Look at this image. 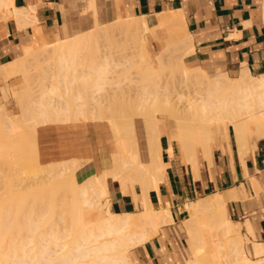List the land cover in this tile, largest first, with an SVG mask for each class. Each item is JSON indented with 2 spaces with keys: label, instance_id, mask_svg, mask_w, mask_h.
Wrapping results in <instances>:
<instances>
[{
  "label": "bare ground",
  "instance_id": "6f19581e",
  "mask_svg": "<svg viewBox=\"0 0 264 264\" xmlns=\"http://www.w3.org/2000/svg\"><path fill=\"white\" fill-rule=\"evenodd\" d=\"M88 1L91 9H93L95 15H97L94 5L96 4L95 0ZM34 13L35 9L33 7L17 8L15 6V0H0V25H4L8 23V21L13 20L16 22L19 29H24L26 26L36 22V17L33 15ZM179 14L165 13L157 17L158 24L155 29H168L170 37L166 49L157 55V68L153 67L154 65H152L145 48L146 35L155 30L154 28H149L146 18L119 19L109 26H102L99 24L96 16L95 27L97 29L103 28L105 32H101V29H96V31L91 30L87 33H77L76 36L64 41H57L52 45H47L42 41L43 51L49 52V55L46 53V57L49 58V60L47 61L45 56L44 59L41 58V55L40 59L42 60L40 61L43 62H40V64H46L45 61H47V65L51 66L50 59L52 57L50 58V56H58V62H53V60L51 62L53 63L52 65H55L56 68H58L57 70H59V73H56L58 74L59 83L55 84H60L59 86L64 88L61 96L58 93L61 87L59 89L57 86H52L56 89L58 88V92L55 90L58 96L55 91H53L55 88L50 90L49 88L51 87H48L49 90L45 88L46 91L42 92V99L39 102L34 103L32 98L31 101L28 100V98L31 97L28 96L30 95L28 93L31 84L29 81V79L31 80L30 70L31 68H34V70L41 69V65L35 64L36 67L38 65V68H36L32 67L31 63L30 65L28 64L32 52L29 47L24 48V55L22 58L0 67V75L4 77L6 82L10 79L15 80L17 77H21L25 84V88H21L22 85L20 84L13 88L7 86L4 89L6 98L8 93L10 95V92H8L9 90L12 91L14 97H18V100L22 104L20 106H22L23 110L20 118H13L5 107L0 105V121H4L2 123L0 122V124H3L5 128L7 127L6 130L9 129L11 133L22 132V130H24L22 126L23 122H32L34 134H36V130L40 124H46L48 122L50 116L48 112L51 109L54 112L53 114L58 118H62V123H70L72 121L100 122V120L106 119L105 117L107 116H92L91 113L89 114L90 117L87 115V112L88 110L91 112L95 109L94 104L96 102L94 103V99L99 100V96L103 94V90L108 86L113 89L123 90L124 87H126L127 81V86H136L133 87V89H139L136 92L138 96L134 99H129L133 104L131 105L129 102L131 107L136 106L135 114L131 112V108H129L130 105L127 104L129 107L126 106L124 110L130 113L128 116H126L127 113H123L124 115L121 119L123 118L124 123L116 121L114 118L115 115H112L114 117L107 118L110 120V126L117 140V151L112 155L111 167L101 174L90 175V178L81 182L77 175L79 163L74 160L64 161L62 162L61 170L57 172L50 173L46 170H38L39 173H36L35 179L39 182L32 184V187H37L42 184H46V186L34 187L35 189H32V187H30L31 185L29 186V182H27L28 184L25 182L26 186L25 184L24 186H20L23 182L20 184L18 183L16 179L18 176L16 177V175L20 176L21 171L15 175V173L9 172V174L8 172L0 170V264H34L32 260L36 257H38L36 264H130L127 254L128 244H131L132 241H137V243L134 242L135 245H137L148 240L146 237L147 232L145 235V231L144 233L142 232L143 229L141 230L142 234L140 232V227L137 228L139 226V221L148 225L173 223L172 212L169 207L157 209L152 206L148 200V191L150 187L157 188V185H159L158 182L164 180L163 177L165 176L163 175L165 166L160 158V152H162L160 151V132L158 127V118L160 114L172 118L175 117L177 120L184 161L193 164L194 168L198 162L197 153L199 145L208 160L211 152V143L214 137L221 134H226L228 136L229 126L234 128L235 137H237L242 149L245 148L244 141L249 138V136L251 137L253 134L257 136L264 135V76L254 77L248 72H242L238 78L231 79L226 74L220 73L215 76H209L207 72L199 68H189L184 63L182 56L192 53L193 47L189 36L179 32L178 28H181L183 31L185 30L184 21ZM117 32L118 34L120 33V35L126 34V37H129H127L129 42L125 40L127 43L125 44L126 50L121 48L124 47V45L121 44L122 42H118L121 44L120 46L117 41H115V38L112 41L110 40L113 38V33L117 34ZM2 33L3 32H1V34ZM100 39H106V45H102ZM129 39H131L132 42ZM90 45L93 46L90 47ZM87 46L91 49L93 48L91 53L89 51L92 58L89 63L86 58L85 60L87 62H82V65L79 63L83 71L78 72L75 70L77 64L73 63V61L79 56L82 57L83 54L87 55L88 50H90ZM84 47H87L86 49L88 50H85ZM118 47L122 50L120 51ZM126 51L132 53L133 57H131V55L129 56L131 58L123 56L126 55ZM121 52L123 53L121 54ZM176 52L178 54L180 53L179 55L181 57H177L176 55L178 54H176L175 57L174 54ZM117 55H119V57ZM122 56L124 59L121 58ZM89 59L88 57V60ZM34 62L38 63V58L37 62L36 60H34ZM175 63L178 65L177 67ZM43 64L42 67H44ZM57 65L60 66L57 67ZM127 66L131 69H136L137 74L133 75L132 72L125 74L124 72V77H122L124 74L122 76L113 74L114 72L119 73L121 68L127 69ZM73 67L74 69H72ZM173 67H175L174 70L177 71L176 73L180 74V81L184 83L185 86L188 87L193 83L204 86L206 90L203 93L193 96L186 102H183L181 99L183 95L179 90L177 92L180 93H176V95H180L178 96V100L175 98V92L168 91L167 93H162L160 90V83H162L161 81L165 77V72L170 68L173 69ZM120 71L123 72L122 70ZM179 71L181 73H179ZM130 74L133 75L132 79V75ZM54 77L56 78V75ZM72 86L74 88H72ZM80 86L88 87L92 90L89 91L90 93L92 92L93 95L88 93L90 96H86L88 101L86 98V101H83L84 99L80 97L81 94L79 95V93L75 91V88H80ZM18 87H20L21 90H19ZM70 92L74 94L72 96L73 98L70 96L72 100L68 98ZM116 93L117 95L119 94L118 92ZM63 96L65 97L63 98ZM102 96L104 97L105 95ZM173 98H175V100ZM89 100L92 103H90ZM54 102L56 106L53 108L50 107L49 105ZM102 102L103 101H101V104H97L100 106ZM178 103H184L186 108L183 112L184 114L178 111ZM173 108H175V110ZM127 109L128 111H126ZM132 109L134 112V108ZM92 112L94 113V111ZM134 117L140 118L146 127L148 163H143L140 160L136 120H134ZM9 130H7L8 134ZM3 137L5 136L3 135L2 139L0 138V157L2 158L3 156L6 158L3 159L8 163L10 150H8L9 152L6 150L7 157H5L4 154H6V152L4 151L9 147L11 149V144H9L11 141L9 142L8 139L9 146L6 147L5 141L7 142L6 139L9 136L5 137V141ZM23 139L20 140L22 141ZM20 140L18 141L20 142ZM16 141L17 140H15V142ZM21 143L27 144L23 141ZM20 144H15L18 150V147L23 146ZM12 146L15 147L14 144ZM23 148L24 146L22 150ZM14 150L16 151V149ZM16 152L20 153L21 150ZM16 152H14V155ZM20 155H16V157ZM10 163L12 164V161ZM80 166L83 168L82 165ZM196 169L197 167L195 170ZM30 172L26 171L25 174H31ZM196 173L195 171V174ZM49 174H51L50 177H47L46 175ZM33 175L34 174H32V176L28 175L30 176V181L31 177L35 180ZM22 179L23 174L19 182H21ZM26 179L27 178L24 177V180ZM108 179L116 180L123 188L130 187L134 189L135 184L140 183L142 185L143 199L145 202L143 210L132 214H116L112 211L110 205L106 211L102 201L109 197ZM146 180H150L151 186L145 184ZM47 184H50V186ZM95 189L97 190L94 192ZM25 190L34 191L25 194ZM59 190L62 191V198L59 199L60 201L56 200V197L59 195L57 194ZM50 191L54 193L53 202L48 206L52 209L53 221L56 222L58 218L57 221H60L59 223L62 222V225H60L62 229L60 227H54V229L51 230V234H42L38 233V231H40V229H46V225L50 219H47L45 213L34 218L36 214L34 206L38 202H40V205L42 203L44 204L47 194L51 193ZM97 191L99 194L97 193L96 195ZM228 194L229 193H227V195ZM234 194V191L230 192V197L228 196L229 199H234ZM97 197L102 198L99 199ZM226 202V197L217 194L214 199L208 197L190 205V218L184 221V223L188 228V235L193 244V248L199 251L192 252L193 255H191V259H185L186 264H264V244L254 241L256 237L252 228L249 222H245L246 224L244 223V227L252 237L250 238L252 246H250L249 251L256 260L251 259L247 254L248 250L246 251L248 247L245 246V240L241 236V227L232 222L227 216ZM89 212H94L93 215H95V217L91 215L94 217L93 219L88 215ZM137 222L138 224L133 230L136 229L137 233L139 231L141 235L138 233L139 235L136 236V233L134 234L136 231L131 230L130 236L128 233L130 230L128 231V229L132 224L136 225ZM63 232L65 233L63 234ZM106 236H111L113 241L112 239H110L112 242L106 241L107 238H104L103 242L102 238ZM68 237L73 238L70 240L71 244L68 242V244L71 245L69 251L64 253L61 252L62 254L60 253L61 255L59 254V257H56L54 252L59 253V251L63 250L62 248H64V246L65 248L68 246L67 242L64 244H60L59 242ZM47 239L54 241L47 245L51 247V249L44 246L43 241ZM100 239L102 240L101 242ZM32 244H37L42 248L38 250V252H35L34 256H28L27 254L32 250H26V247ZM91 244L94 245L91 246ZM88 245H90V247ZM210 245L211 247L209 248ZM56 247H59V251L52 250L54 248L56 249ZM89 258L92 259L90 260Z\"/></svg>",
  "mask_w": 264,
  "mask_h": 264
},
{
  "label": "crops",
  "instance_id": "0c3cea01",
  "mask_svg": "<svg viewBox=\"0 0 264 264\" xmlns=\"http://www.w3.org/2000/svg\"><path fill=\"white\" fill-rule=\"evenodd\" d=\"M15 6L33 7L36 22L25 30L19 29L13 20L0 25L3 32H0V67L22 58L25 47L40 48L42 41L52 45L77 33L95 30V22L84 24L77 18L82 10L81 0H15ZM109 6L112 14L119 16L117 20L144 17L150 29L157 27L158 16L180 13L184 33L193 47L192 53L184 59L191 69L205 72L216 69L231 79L238 78L242 72L254 77L264 76V0H110ZM146 37L147 54L152 65L157 66V55L166 49L169 31L157 28ZM17 78L4 88L23 84L24 80ZM0 81H5L2 75ZM158 127L165 176L158 182V189L150 187L148 200L157 209L169 207L173 223L162 227L152 240L131 250L134 263L182 264L189 248L182 230L184 221L190 218L189 207L199 200L215 198L217 194L227 198L228 218L241 225L249 222L256 240L264 244V135L247 138L243 150L234 128L229 126L228 136L214 137L208 160L203 150H198L195 170L193 164L184 161L178 125L158 118ZM136 129L140 160L148 163L146 127L140 118L136 120ZM36 138L38 161L43 166L71 160L87 163L77 170L81 182L109 169L112 155L116 153L112 130L104 122L40 125ZM107 184L108 200L114 213L132 214L145 207L140 183H136L134 189L123 188L113 179H108ZM145 184L151 186L150 180ZM232 191L235 197L229 199ZM243 234L252 238L246 229Z\"/></svg>",
  "mask_w": 264,
  "mask_h": 264
},
{
  "label": "rangeland",
  "instance_id": "374dc122",
  "mask_svg": "<svg viewBox=\"0 0 264 264\" xmlns=\"http://www.w3.org/2000/svg\"><path fill=\"white\" fill-rule=\"evenodd\" d=\"M81 2H82V10H81V13L78 15V17L77 18H81V21L84 23V24H94V22H95V12H94V10L93 9H91V7H90V4H89V1L88 0H81ZM109 3H110V0H96V10H97V18H98V21H99V23H114V22H116L117 21V18L119 17V16H115L114 14H112V10H111V7L109 6ZM86 7V8H85ZM121 17V16H120ZM121 18H123V17H121ZM123 19H127V18H123ZM94 28H95V30L94 31H96V27L94 26ZM99 29H101V28H99ZM99 29H97V30H99ZM179 29V32L181 33V34H184V31L181 29V28H178ZM102 31L101 32H105V30L102 28L101 29ZM168 30V29H167ZM107 31V30H106ZM74 33H76V32H73V34ZM120 33L118 34V32H117V34L115 33H113V38L112 39H110L111 41L112 40H114V38H115V41H117V43L118 42H122L121 44L122 45H124V47H121V48H123V49H125V44H127L126 43V41H128V39H127V37H126V34H121L120 36ZM115 36V37H114ZM116 37H117V39H116ZM129 38V37H128ZM170 38V37H169ZM101 41H100V43L102 44V45H106V42H107V40L106 39H100ZM103 40V41H102ZM104 40H106V41H104ZM122 40V41H121ZM126 40V41H125ZM130 41H131V39H129ZM114 41V42H115ZM129 42V41H128ZM132 42V41H131ZM130 42V43H131ZM167 43H168V41H167ZM120 46H121V44L120 43H118ZM93 45H90V47H92ZM119 46V47H120ZM87 47H89V46H87ZM87 47H84V49L85 50H88V49H90V50H88V53H87V55L85 54H83V56L81 57V56H79V57H77L74 61H73V63H75V64H77L76 65V67H75V70H77L78 72H80V71H83V68H82V62H87L88 61V63H89V61L91 60V58H92V56H91V54H89V51H90V53H91V50L93 49H91L90 47L88 48V49H86ZM118 47V48H119ZM30 50L32 51L31 52V55H30V59H29V62H28V64L30 65V63H31V65H32V67H36L35 66V64H38V65H41V69L39 68V69H36V68H38V65H37V67L35 68L36 70H34V68H31V70H30V78H31V80L29 79V81H30V90H29V93L28 94H30V95H28L30 98H28V100L29 101H31V98H32V100L34 101V103H36V102H39L42 98V92H44V91H46V89L47 90H53L56 86L57 87H59V89H60V87L61 86H59V85H56V84H58L59 82H58V80H59V78L57 77L58 76V74H56L57 72L59 73V70H57L58 68H56V66L55 65H52L53 63L51 62L52 60H53V62L54 61H57V55L54 57V56H50V58L52 57V58H54V59H50L51 61H50V64H51V66L49 67L48 65H47V61L49 60V58H47L46 56H47V54L46 53H48V55H49V52L48 51H43V48H42V46L40 47V48H33V47H30ZM36 50V51H35ZM119 50L121 51L122 49H120L119 48ZM126 50V49H125ZM42 51V52H41ZM124 51V50H123ZM125 52V51H124ZM127 53H126V55H123V56H126V58L127 57H129L130 55H131V57H133V54L132 53H128V51H126ZM130 52V51H129ZM42 53V54H41ZM123 52H121V54H122ZM46 54V55H45ZM125 54V53H124ZM176 54H178L177 52L174 54V56L176 55ZM180 54V53H179ZM176 55L177 57L178 56H180V55ZM190 53H188V54H185L184 56H182L183 58V61H184V59L186 58V56H188ZM35 55V56H34ZM42 55V56H41ZM40 56H41V58H45L46 57V59H47V61H45L46 62V64H43V63H41L40 64V62H43V61H40V60H42V59H40ZM45 56V57H44ZM91 56V57H90ZM118 57H119V55H117ZM121 57V58H123L124 59V57ZM175 56V57H176ZM35 58V59H33V58ZM88 57L90 58L89 60H88ZM131 57H129V58H131ZM174 57V58H175ZM181 57V56H180ZM37 58H38V63H35L34 62V60H36V62H37ZM80 58V59H79ZM85 58L87 59V61L85 60ZM117 58V57H116ZM128 58V59H129ZM33 59V60H32ZM118 59V58H117ZM176 59V58H175ZM32 60V61H31ZM59 61V60H58ZM57 61V62H58ZM174 61V60H173ZM34 62V63H33ZM44 62V63H45ZM84 62V63H85ZM185 62V61H184ZM33 63V64H32ZM49 63V62H48ZM60 63V62H59ZM59 63H57V64H59ZM79 63L81 64V65H79ZM186 63V62H185ZM42 64H43V66L44 67H47V68H44V67H42ZM55 64H56V62H55ZM75 64H74V66H75ZM47 65V66H46ZM130 65V64H129ZM175 65H176V63H175ZM187 65V64H186ZM60 66V65H59ZM58 65H57V67H59ZM80 66H81V68H80ZM178 65H176V67H177ZM189 68H191V66H189V65H187ZM29 67V66H28ZM53 67H55V68H52ZM153 67H158V62H157V66H153ZM50 68V69H49ZM128 68H129V70H128ZM43 69V70H42ZM46 69V70H45ZM55 69H56V71H55ZM72 69H74V67L72 68ZM79 69V70H78ZM120 69V68H119ZM118 69V70H119ZM175 69V67H173V69H169L168 71H166L165 72V77H164V79H162V83H160V90H161V92L162 93H167L168 91L169 92H175L174 94L176 95V93H180V92H177L178 90L179 91H181L182 92V95L183 96H181V99L183 100V102H186V101H188L189 99H191L193 96H196V95H198L199 93H203L206 89H205V87L204 86H199V85H196V84H193L192 83V85H190V86H185V84L184 83H182L181 81H180V74H177L176 72L177 71H175L174 70ZM179 69V68H178ZM192 69H195V68H192ZM42 70V71H41ZM117 70V71H118ZM120 70H122L123 72H121ZM119 70V73L118 72H114L113 74L114 75H123L124 74V72H125V74H127V73H130V72H132V74L133 75H136L137 74V71H136V69H131L130 67H128L127 66V69H125V68H121ZM125 70V71H124ZM172 70V71H171ZM220 71H222L221 69H219ZM33 71V72H32ZM44 71V72H43ZM116 71V70H115ZM134 71V72H133ZM175 71V72H174ZM31 72H32V74H31ZM53 72V73H52ZM55 73V74H54ZM179 73H181L180 71H179ZM207 73L209 74V76H213V75H215V74H217V73H220V72H216V69L215 70H207ZM39 74V75H38ZM125 74L122 76V77H124L125 76ZM132 74H130V75H132ZM50 75V76H49ZM56 75V78L54 77ZM133 75L131 76V79L133 78ZM49 77H51V78H49ZM118 77H120V76H118ZM122 77H121V79H122ZM136 77V76H135ZM138 77V76H137ZM230 77H232L233 78V76H230ZM53 78V79H52ZM127 78V77H126ZM18 79V78H17ZM17 79H15V80H9L8 82H5V81H0V105L1 106H4L5 107V109L7 110V112L8 113H10V115H11V117H13V118H20L21 117V114L23 113V110H22V106H20V105H22L21 104V102L18 100V97H14L13 95V93H12V91H8V92H10V95H9V93H8V96H7V98L5 97V94H4V87L6 86V85H8V84H10V85H12ZM61 79V78H60ZM127 79H129V78H127ZM138 79V78H137ZM55 80V81H54ZM123 80H125V79H123ZM139 80V79H138ZM133 81V80H132ZM136 81V80H135ZM20 82L22 83V81H21V78H20ZM54 83V84H53ZM56 83V84H55ZM127 83H128V81H127ZM127 83H126V87H124V89L123 90H121V89H116V88H111L110 86H108L105 90H103V94H101V96H99L100 98H99V100L98 99H94V108L95 109H93L92 111H94V113L91 111H89L88 110V116H90L89 114H91L92 113V116H98V115H100V116H107V117H105L106 119H102V120H100V122H104V123H106V124H108L109 126L111 125V123H109L110 122V120L109 119H107L108 117H114V116H112V115H115V119H116V121H119V123H124V121H123V118L121 119V117H123V113H127V115L126 116H128V114L130 113H128V112H125V110L124 109H126V106H127V104H129L130 105V100L131 99H134L136 96H138L137 94L138 93H136L137 92V90H139V89H133V87H136V86H133V87H130L129 85L127 86ZM36 84V85H35ZM49 84V85H48ZM53 84V85H52ZM124 84H125V81H124ZM22 86H21V88H25V84L23 83V84H21ZM130 85H132V84H130ZM136 85V84H135ZM44 86V87H43ZM52 86H55V87H52ZM141 86V85H140ZM185 86V87H184ZM48 87H51V88H49L48 89ZM19 88V90H21L20 89V87H18ZM42 88H43V90H42ZM46 88V89H45ZM71 88V87H70ZM72 88H74L73 86H72ZM71 88V89H72ZM85 90H84V89ZM127 88V89H126ZM140 88V87H139ZM58 89V88H57ZM57 89L55 88L53 91H57ZM112 89V90H111ZM187 89V90H186ZM61 90V91H60ZM59 90V95L61 96L62 95V91L64 90V88L63 87H61V89ZM89 90H91L90 88H88V87H83V86H80V88L79 87H76L75 88V91L77 92V93H79V95L81 94V95H83V96H81L80 95V97H82L84 100L83 101H86L87 100V98H86V96H90V94H92V92L90 93V91ZM118 92L119 94L117 95V93L115 92ZM133 90H134V92H133ZM136 90V91H135ZM174 90V91H173ZM55 91V93L57 94V92ZM80 91V92H79ZM86 91H87V93H86ZM92 91V90H91ZM114 91V92H113ZM126 92V93H125ZM61 93V94H60ZM87 95H86V94ZM88 93H90V94H88ZM102 93V92H101ZM110 94V95H109ZM116 94V95H115ZM126 94V95H125ZM136 94V95H135ZM172 94V93H171ZM176 95V99L178 100V96H180V95ZM74 94H73V92H70V95H69V97L68 98H70L71 99V97L73 96ZM93 95V94H92ZM102 95H105L104 97L102 96ZM129 95H130V97H129ZM57 96H58V94H57ZM71 96V97H70ZM115 96V97H114ZM119 96V97H118ZM174 96V95H173ZM65 96H63V98H64ZM107 97V98H106ZM132 97V98H131ZM17 98V99H16ZM73 98V97H72ZM75 98V97H74ZM85 98H86V100H85ZM98 98V97H97ZM102 98V99H101ZM106 98V99H105ZM175 98H173L174 100H175ZM16 99V100H15ZM130 99V100H129ZM67 100V99H66ZM65 100V101H66ZM72 100V99H71ZM75 100V99H74ZM91 100V99H90ZM89 100V101H90ZM98 100V101H97ZM103 101L102 102V105H98V104H101V101ZM105 100V101H104ZM20 102V103H18V102ZM82 101V100H81ZM88 101V100H87ZM92 101V100H91ZM90 101V103H92ZM100 101V102H99ZM99 102V103H98ZM127 102V103H126ZM130 102V103H129ZM76 103V102H75ZM98 103V104H97ZM131 105H133L132 103H131ZM131 105H130V107L129 106H127V107H129V108H131L130 110H131V112L132 113H134L135 114V108H136V106H134V107H131ZM50 107H54V106H56V103L54 102V103H52V104H50L49 105ZM93 106V105H92ZM33 107V106H32ZM97 107V108H96ZM132 108H134V112H133V109ZM178 111L179 112H182V114H184L183 112L185 111V106H184V103H178ZM184 108V109H183ZM51 109V108H50ZM91 109V108H90ZM123 109V110H122ZM174 110H175V108H173ZM181 109H182V111H181ZM129 110V111H130ZM126 111H128V109L126 110ZM137 111V110H136ZM174 112V111H173ZM49 119H48V122L46 123V124H50V123H62V118L60 117V118H58L55 114H53L54 112L52 111V109L51 110H49ZM93 114H95V115H93ZM161 115V114H160ZM118 116V117H117ZM166 116V115H165ZM91 117V116H90ZM104 117H102V118H104ZM117 117V118H116ZM99 118H101V117H99ZM127 118V117H126ZM135 118V117H134ZM159 118L160 119H163V120H169L170 122H172V124L174 125L175 123L177 124V120L175 119V117L174 118H172V117H170V116H166V117H164V116H159ZM113 119V118H112ZM138 118H135L134 120H137ZM124 120H125V118H124ZM123 121V122H122ZM1 123L2 122H4V121H0ZM1 126H0V135H2V133H3V135L5 136V137H8L7 139L5 138V137H3V140L4 139H6L7 140V142L5 141V143H6V147H8L9 145H8V139H9V142L11 141V143H9V144H11L10 146H11V149H10V147L9 148H6L5 149V151L4 152H6V154H4L5 155V157H7L6 155H7V151L8 150H10V156L8 157L9 158V161L11 162L12 161V164L8 161V160H6V161H8V163H10V164H8L7 162H5V160L4 159H6V158H4L3 156H2V158L0 157V170L1 171H4V172H12L13 174L15 173V175L16 174H18V172H20L21 171V173L23 174V179H22V181L21 182H19L20 180V178H22V174L20 173V176L19 175H16V179H17V181H18V183L20 184V183H22L23 182V184L21 185L20 184V186H24V184H25V182H26V184H28L27 182H29V186L30 187H32L33 185L32 184H36L35 182H37L36 180L37 179H35V177H36V173L38 172L39 173V171L41 170H46V171H48V172H50V173H53V172H57V171H59V170H61V166H62V162L61 163H57V164H52V165H48V166H43V165H41L40 163H39V161H38V151H37V138H36V134H34V129H33V125H32V122H23V129L24 130H22V132H17V133H11L10 132V130L9 129H7V130H9V134H8V131L6 130V128L3 126V124H0ZM40 125H45V124H40ZM110 128H111V130H112V133H113V139H114V141H115V149H116V151H117V140H116V137H115V134H114V131H113V129H112V127L110 126ZM7 133H6V132ZM2 132V133H1ZM5 132V133H4ZM7 134V135H6ZM2 135V136H3ZM254 136H257V135H255V134H253ZM252 135V136H253ZM2 136H0V138L2 139ZM259 136V135H258ZM12 137H13V139H12ZM16 137H17V139H16ZM19 137H21V138H19ZM23 137H24V139H23ZM10 138H11V140H10ZM19 138V139H18ZM249 138H251L250 136H249ZM20 139H23L22 141L23 142H26L27 144H25V143H21L22 141L20 140ZM15 140H17L16 142H15ZM18 140H20V142L18 141ZM12 142H13V144H14V146H15V144H20L21 146L23 145L24 146V148H23V150H22V147H18L19 148V150H21V152L20 153H17L16 151H19L16 147L17 146H15V147H13L12 145ZM17 142H19V143H17ZM12 148H13V150H12ZM14 149H16V151L14 150ZM7 150V151H6ZM199 151L201 150V146L199 145V149H198ZM23 151V152H22ZM3 152V153H4ZM14 152H16L15 153V155H14ZM201 152V151H200ZM2 153V154H3ZM8 153V154H9ZM22 156H21V155ZM16 155H20L18 158L16 157ZM14 157H15V159H14ZM4 158V159H3ZM205 158V157H204ZM206 159V158H205ZM15 160V161H14ZM14 161V162H13ZM77 163H79L78 164V169L79 168H81V166L80 165H84L85 163H80L79 161H76ZM39 170V171H38ZM15 171V172H14ZM24 173H23V172ZM26 171L28 172H30V171H32V172H35V173H32V172H30L31 174H25L26 173ZM9 173V174H10ZM37 173V174H38ZM13 174H11V175H13ZM32 174H34L33 176H34V179L35 180H33L32 179V177H31V181L29 180L30 179V176H32ZM42 174H45V173H42ZM15 175H13V176H15ZM28 175H30V176H28ZM50 175L51 174H49V175H46L47 177H50ZM28 176V177H27ZM24 177L25 178H27L26 180H24ZM44 177V176H43ZM13 178V177H12ZM15 178V177H14ZM19 178V179H18ZM15 179V180H16ZM33 180V181H32ZM16 181V182H17ZM39 182V181H38ZM37 182V183H38ZM31 183V184H30ZM26 184H25V186H26ZM48 186H50V184H47ZM28 186V185H27ZM42 186H46V184H42V185H38L37 187L36 186H34L35 188H38V187H42ZM34 187H32V189H35ZM36 190H38V189H36ZM41 190V189H40ZM97 189H95L94 190V192L96 191ZM26 192H24L25 194L26 193H28V192H33L34 190H25ZM98 191H99V188H98ZM96 192V195H97V193L99 194V192ZM51 193H49V194H47V196H46V198H45V203L43 204H41L40 205V202H38V203H36V205L34 206V209H35V211H36V214L34 215V218H37L38 217V215H41V214H43V213H45L46 214V217H47V219L49 220L50 219V221L48 222V224L46 225V229H40V231H38V233H46V234H51V230H53L54 229V227H60L61 229H62V226H60V225H62V222L61 223H59L60 221H57L58 220V218H57V220H56V222H54L53 221V217H52V209H51V207H49L48 205H51V203L53 202V194L54 193H52V191H50ZM100 192H101V188H100ZM57 194H59L56 198V200H59V199H61L62 198V191L61 190H59L58 191V193ZM93 194H95V193H93ZM41 195V194H40ZM42 196V195H41ZM97 198H99V199H101L102 197H97ZM211 199H214V197L213 198H211ZM40 200V199H39ZM95 200H97V199H95ZM105 200V201H104ZM48 201H49V203H48ZM60 201V200H59ZM100 201V200H99ZM98 201V202H99ZM98 202H96V203H98ZM48 203V204H47ZM102 203H103V205H104V207H105V209H106V211L108 210V208L110 207V204H109V202H108V198H106V199H103V201H102ZM94 214V212H92V213H90L89 212V216L93 219L94 217H95V215H93ZM91 215H93L94 217H92ZM56 217V216H55ZM54 217V218H55ZM56 219V218H55ZM141 223V224H140ZM137 224H138V222L136 223V225L134 224H132L131 226H130V228L128 229V231H126V232H128L129 233V235L131 234L130 232H132V231H136V229L135 230H133L134 228H136V226H137ZM146 226H144V225ZM168 224H171V223H167V224H161V225H158V224H151V225H148V224H145L144 222L142 223V222H140L139 221V226L137 227V228H139L140 227V232H141V230H143L142 232L144 233V231H145V235H146V232H147V235H149V233H150V235L149 236H147L146 235V237L148 238V240H146L145 242H143V243H140V244H137V245H135V243L134 242H136L137 243V241H132V243L129 245L128 244V247H127V254H128V257H129V262H130V264H135L134 263V261H133V259H132V257H131V255H130V253H131V250L132 249H134V248H136V247H138V246H140V245H143L144 243H146L147 241H150V240H152L154 237H156L158 234H159V232H160V230H161V228L162 227H164V226H167ZM236 224V223H235ZM142 225V226H141ZM236 225H239L240 227H241V236L244 238V240H245V246L246 247H248V248H246V251L248 250V252H247V254L249 255V257L251 258V259H254V260H256V258L255 257H253L251 254H250V251H249V248H250V246H252V241H251V239L250 238H248L246 235H244L243 234V229H246L245 227H244V225H241V224H236ZM243 226V227H242ZM144 227V228H143ZM157 228V229H156ZM132 230V231H131ZM139 230V229H138ZM156 230V231H155ZM182 230L184 231V233H185V235L187 236V238H188V242H189V248L187 249V252L185 253V255H184V258L182 259V264H186V261H185V259L187 258V259H191V255H193V253L192 252H195V251H199L198 249H194L193 248V244H192V242H191V240H190V237H189V235H188V228H187V226H186V224L185 223H183V225H182ZM62 231V230H61ZM247 231V230H246ZM140 232L138 231V233L140 234ZM141 232V233H142ZM65 232H63V234H64ZM70 233V232H69ZM68 233V234H69ZM72 233V232H71ZM127 233V234H128ZM136 233V236H138L139 234L137 233V231L136 232H134V234ZM142 233V234H143ZM248 233V232H247ZM152 234V235H151ZM141 235V234H140ZM131 236V235H130ZM135 236V235H134ZM135 236V237H136ZM70 237H71V235H70ZM70 237H68L67 239H65V240H61L59 243L61 244H64V243H66L67 242V245L69 246H66V248H65V246H64V248H62L63 250H61V251H59V247L57 248L56 247V249L54 248V249H52V250H55V251H59V253L57 254L56 252H54L55 254H53V255H55L56 257L62 252V253H64V252H66V251H69V249H70V246L71 245H69L68 244V242H70V240L71 239H73V238H70ZM104 238L106 239H109V240H107L106 239V241H110V239H112L111 238V236H106V237H103L102 238V240H103V242H104ZM136 239V238H135ZM101 239H100V242L102 241ZM115 240V239H114ZM105 241V242H106ZM112 241H113V239H112ZM112 241H110V242H112ZM254 241H257L256 239L254 240ZM44 242V246H47V245H49L50 243H53L54 241L53 240H51V239H47V240H45V241H43ZM258 242V241H257ZM251 243V244H250ZM70 244H71V242H70ZM248 246H247V245ZM94 244H91V246H93ZM89 247H90V245H88ZM211 247V245L209 246V248ZM42 247L41 246H38L37 244H32V245H28L27 247H26V250H32V251H30L27 255L28 256H34L35 255V252H38V250H40ZM47 248H49V249H51V247H49V246H47ZM194 249V250H193ZM193 250V251H192ZM53 252V251H52ZM76 252V251H75ZM78 252V251H77ZM61 253V254H62ZM60 254V255H61ZM110 255V254H109ZM59 257V256H58ZM93 258V257H92ZM92 258H89L90 260L92 259ZM89 259H87V260H89ZM37 260H38V257H36V258H34L33 260H32V262L34 263V264H36V262H37Z\"/></svg>",
  "mask_w": 264,
  "mask_h": 264
}]
</instances>
